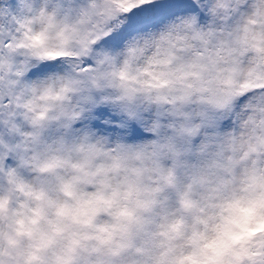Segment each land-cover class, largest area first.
<instances>
[{
    "label": "clouds",
    "instance_id": "9594fccd",
    "mask_svg": "<svg viewBox=\"0 0 264 264\" xmlns=\"http://www.w3.org/2000/svg\"><path fill=\"white\" fill-rule=\"evenodd\" d=\"M105 2L77 0L72 14L52 25L37 14L31 34L63 33L74 55L87 56L110 31L93 10ZM107 2L115 7L116 0ZM19 39L33 43L23 29ZM153 74L162 79L149 87L157 83ZM262 75L264 0H251L223 35L194 36L177 22L118 62L97 57L81 64L57 82L67 99L45 92L33 101L43 114L40 124L59 116L64 132L48 141L32 127L22 163L27 175H0V264H260L250 253L256 251L251 242L264 235V115L245 122L235 138L230 132L205 164L178 181L175 166L163 163V146L134 147L87 132L73 136V121L63 112L75 108L80 116L100 93L126 108L139 94L186 96L185 102L223 109L218 93L231 91L239 99ZM125 85L140 91L130 93Z\"/></svg>",
    "mask_w": 264,
    "mask_h": 264
},
{
    "label": "snow or ice",
    "instance_id": "6c2138e0",
    "mask_svg": "<svg viewBox=\"0 0 264 264\" xmlns=\"http://www.w3.org/2000/svg\"><path fill=\"white\" fill-rule=\"evenodd\" d=\"M76 2L20 0L17 3V0H0V123L4 126L15 130V117L23 115L33 127L42 130L40 120L43 114L37 111L33 101L45 92L57 99H67V89H63L61 97L57 82L70 77L81 64L92 65L97 57L118 62L126 50L135 54V48L141 41L170 25H177V22L194 36L212 38L223 35L238 23L251 0H116L115 7L106 0L103 5H94L93 10L104 18L110 31L86 49L87 56L74 55L63 33L53 38L45 30L32 36L30 25L37 14L42 22L52 25L59 15H71ZM22 29L33 43L26 45L19 39ZM53 39L56 42H52ZM161 79L153 74L157 83L149 82V87L158 86ZM129 81L135 83L136 78L129 77ZM124 87L133 94L140 91L135 87ZM184 87L188 89L191 86L185 84ZM245 91L247 94H240L239 99H235L231 91L218 93V105L228 109L234 117L233 138L238 130L247 126L245 122L254 124L257 116L264 115V75L245 85ZM159 99L176 102L184 101L186 96H163ZM63 115L73 121L79 114L72 108L65 109ZM52 119L59 120L60 117ZM23 137V141L16 145L0 141V175L12 176L17 171L10 167L7 159L10 154L21 152V163L27 161L32 137L29 133H24ZM251 244L256 251L250 255L260 257V264H264V235Z\"/></svg>",
    "mask_w": 264,
    "mask_h": 264
},
{
    "label": "rangeland",
    "instance_id": "374dc122",
    "mask_svg": "<svg viewBox=\"0 0 264 264\" xmlns=\"http://www.w3.org/2000/svg\"><path fill=\"white\" fill-rule=\"evenodd\" d=\"M104 97L105 94L100 93L92 101L85 102V110L73 120L71 135L87 132L145 149L161 145L165 167L175 166L173 161L179 160L175 168L178 181L205 164L235 127L228 109L208 108L194 100L162 103L138 94L126 108L124 101ZM14 123L15 130L0 123V141L19 144L23 134L33 127L23 115H17ZM63 132L58 120L42 128V135L48 141ZM187 138L193 143L191 151ZM7 159L10 167L27 175L21 163V152L12 153Z\"/></svg>",
    "mask_w": 264,
    "mask_h": 264
}]
</instances>
